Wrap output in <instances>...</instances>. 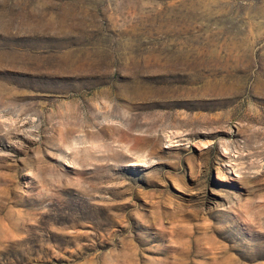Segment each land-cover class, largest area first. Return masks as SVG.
I'll list each match as a JSON object with an SVG mask.
<instances>
[{
  "label": "rangeland",
  "instance_id": "rangeland-1",
  "mask_svg": "<svg viewBox=\"0 0 264 264\" xmlns=\"http://www.w3.org/2000/svg\"><path fill=\"white\" fill-rule=\"evenodd\" d=\"M0 264H264V0H0Z\"/></svg>",
  "mask_w": 264,
  "mask_h": 264
},
{
  "label": "bare ground",
  "instance_id": "bare-ground-1",
  "mask_svg": "<svg viewBox=\"0 0 264 264\" xmlns=\"http://www.w3.org/2000/svg\"><path fill=\"white\" fill-rule=\"evenodd\" d=\"M138 163H139V161H138Z\"/></svg>",
  "mask_w": 264,
  "mask_h": 264
}]
</instances>
